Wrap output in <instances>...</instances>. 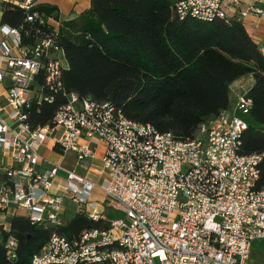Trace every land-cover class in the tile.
I'll return each mask as SVG.
<instances>
[{"label":"built area","instance_id":"2783aa9c","mask_svg":"<svg viewBox=\"0 0 264 264\" xmlns=\"http://www.w3.org/2000/svg\"><path fill=\"white\" fill-rule=\"evenodd\" d=\"M3 1L37 27L29 41V30L0 26V220L49 228L32 264H249L264 241V155L240 154L252 100L239 96L192 139L160 133L108 101L67 92L63 21L39 11V0ZM175 12L179 21L242 23L264 55V0H176ZM57 98L50 123L34 127L35 111ZM53 153H73L88 173L98 161L100 180L53 163ZM70 205L104 228L69 240L61 229ZM106 208L119 217L109 220ZM5 247L16 260L19 241L8 236Z\"/></svg>","mask_w":264,"mask_h":264},{"label":"trees","instance_id":"16d2710c","mask_svg":"<svg viewBox=\"0 0 264 264\" xmlns=\"http://www.w3.org/2000/svg\"><path fill=\"white\" fill-rule=\"evenodd\" d=\"M176 0H91V8L63 22L58 44L68 68L63 87L67 92L107 102L135 122L151 124L160 133L180 140L192 139L209 120L231 109V85L252 76L246 94L253 102L247 116L241 155H264V55L245 25L239 22L179 21ZM39 11L59 18L58 9ZM26 12L2 4L1 26L29 30ZM64 98L42 106L33 125L50 123ZM258 189H264V158ZM2 227V226H1ZM104 228L76 214L61 232L78 238L83 232ZM49 228L34 226L23 217L13 218L9 232L0 228V264H32L47 243ZM19 241L16 260H9L5 240Z\"/></svg>","mask_w":264,"mask_h":264},{"label":"crops","instance_id":"0c3cea01","mask_svg":"<svg viewBox=\"0 0 264 264\" xmlns=\"http://www.w3.org/2000/svg\"><path fill=\"white\" fill-rule=\"evenodd\" d=\"M15 1L20 4L26 2V0H15ZM3 2H4L3 0H0V26H1ZM39 4L41 6H49V7L57 8L59 18L63 22L75 20L76 18L80 17L81 15L86 13L91 8V0H39ZM246 30L248 34L251 35L250 31L247 28ZM263 33H264V30H263ZM254 84H255V80L253 79L252 76L241 78L235 83H233L230 89L232 92L230 93L231 106L232 107L235 106L237 103L238 97L241 95L247 94L248 91L254 86ZM75 162H76V157H75ZM71 170L77 171L76 168L71 169ZM118 217H119V214H118Z\"/></svg>","mask_w":264,"mask_h":264},{"label":"rangeland","instance_id":"374dc122","mask_svg":"<svg viewBox=\"0 0 264 264\" xmlns=\"http://www.w3.org/2000/svg\"><path fill=\"white\" fill-rule=\"evenodd\" d=\"M241 117L243 118V116ZM244 119L248 121L247 117H244ZM50 160L55 164L62 163L63 166L65 168H68L69 170L76 168L79 175L90 177L94 179L95 181L100 180V177L98 176V169L101 168V164L98 161L91 162L90 166H91L92 172L88 173L86 170H84L83 167L76 165L75 157L73 153L67 154L66 158H62L61 156L53 153L50 156ZM66 177L67 176L64 172H61L59 174V178L62 180L66 179ZM102 199H103V196L101 195V193L99 191H96L94 193V200L101 202ZM76 209L77 208L75 205H70L68 212L66 213V220H65L66 222L68 220H71L72 217L75 216ZM105 210H106V215L108 216L109 220L112 221L113 219L118 218V214L113 212L112 209L110 210L109 208H106ZM10 222L11 221H6L2 219L0 220V223L5 225V227L8 230L10 229ZM0 228L2 227L0 226ZM249 264H264V241H257L253 244Z\"/></svg>","mask_w":264,"mask_h":264},{"label":"water","instance_id":"95a60500","mask_svg":"<svg viewBox=\"0 0 264 264\" xmlns=\"http://www.w3.org/2000/svg\"><path fill=\"white\" fill-rule=\"evenodd\" d=\"M67 237H68L69 240H72V238H71L72 235L71 234H67Z\"/></svg>","mask_w":264,"mask_h":264}]
</instances>
